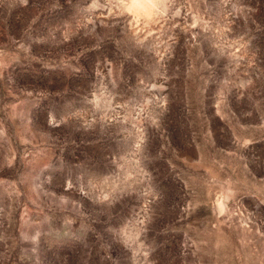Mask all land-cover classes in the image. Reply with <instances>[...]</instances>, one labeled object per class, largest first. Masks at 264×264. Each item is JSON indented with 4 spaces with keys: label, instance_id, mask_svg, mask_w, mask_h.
Wrapping results in <instances>:
<instances>
[{
    "label": "rangeland",
    "instance_id": "1",
    "mask_svg": "<svg viewBox=\"0 0 264 264\" xmlns=\"http://www.w3.org/2000/svg\"><path fill=\"white\" fill-rule=\"evenodd\" d=\"M0 264H264V0H0Z\"/></svg>",
    "mask_w": 264,
    "mask_h": 264
}]
</instances>
